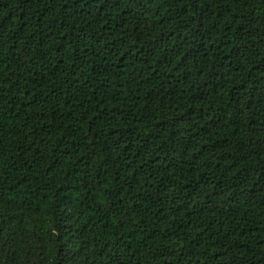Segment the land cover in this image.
Masks as SVG:
<instances>
[{
	"label": "trees",
	"instance_id": "1",
	"mask_svg": "<svg viewBox=\"0 0 264 264\" xmlns=\"http://www.w3.org/2000/svg\"><path fill=\"white\" fill-rule=\"evenodd\" d=\"M0 264H264V0H0Z\"/></svg>",
	"mask_w": 264,
	"mask_h": 264
}]
</instances>
